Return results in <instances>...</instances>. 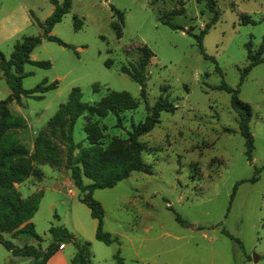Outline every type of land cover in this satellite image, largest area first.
<instances>
[{
  "label": "rangeland",
  "instance_id": "1",
  "mask_svg": "<svg viewBox=\"0 0 264 264\" xmlns=\"http://www.w3.org/2000/svg\"><path fill=\"white\" fill-rule=\"evenodd\" d=\"M182 2L183 12L169 15L177 25L171 28L159 15L179 6L178 0H70L68 10L49 31L67 43L63 45L42 35L41 23L53 9L52 2L0 0L3 56L9 57L15 40L37 35L40 39L29 57L49 62L47 67L24 62L21 86L30 88L42 79L56 81L40 97L21 94L19 103H8L10 112L24 119L25 125L14 133L29 149L34 135L73 86L85 102L111 89L126 90L137 100L134 108L119 113L120 124L110 112L91 116L104 126L103 143L112 135L124 136L130 123L142 120L146 107L158 96L175 105L172 111L160 110L158 122L138 136L145 145L141 158L149 164L150 173L130 171L113 185L92 191L102 207L103 229L115 235L118 243L94 238L95 219L74 185L66 182L67 169L48 163L35 164L41 172L39 180L27 177L18 183L22 196L41 191L30 217L40 240L2 232L4 238L17 246L27 243L43 249L51 239L48 227L59 225L74 240L89 241V264H114L116 248L122 264H143L153 258L171 264H264V50L263 60L251 66L239 82L246 63L245 42L251 41L253 51L264 33V0H215L218 17L201 39L212 59L204 58L194 37L184 31L189 27L197 32L210 11L203 0ZM111 5L122 12L119 36L110 24L117 20ZM241 12L253 22L240 23ZM141 43L152 51L144 68L143 96L140 84L120 70L122 63L136 62ZM221 81L237 88L238 98L249 104L250 160L244 154L229 92L214 87ZM8 92L0 73V98ZM83 122L82 114L75 118L71 136L73 142L87 146ZM58 155L65 158L62 144ZM255 167H259L256 179L248 180ZM54 181L59 184L53 185ZM73 245L64 246L70 257ZM37 261L12 254L0 244V264Z\"/></svg>",
  "mask_w": 264,
  "mask_h": 264
},
{
  "label": "trees",
  "instance_id": "2",
  "mask_svg": "<svg viewBox=\"0 0 264 264\" xmlns=\"http://www.w3.org/2000/svg\"><path fill=\"white\" fill-rule=\"evenodd\" d=\"M49 1L54 6L50 14L41 23L42 35L46 39L67 45L66 42L49 33V31L53 23L58 21L62 14L68 10L70 0H61L59 3L55 0ZM203 1L210 11L209 18L197 32H192L189 27L185 28L184 31L194 37L201 55L204 58L212 59L203 50L201 39L205 31L217 19L218 9L215 0ZM178 2L179 6L172 7L159 15L160 21L171 28H175L177 25L169 20V15L181 13L184 9L182 0H178ZM110 9L117 18V20H112L110 24L114 27L116 36H119L122 12L112 5ZM239 21L240 23H246L253 22V19L247 13L241 12ZM74 24L75 27L78 24V19L75 17ZM39 39L37 35H25L15 40L8 58H5L0 51V73L4 75L9 87V92L3 98H0V244L12 254L31 256L38 260L36 264H42L59 247L60 242L71 241L75 246V252L69 259L70 264H89L86 257L89 241L74 240L72 234L59 225L48 227L51 239L43 249L27 243L17 246L2 236V232H10L11 234H24L40 240V236L33 229L30 217L37 208L41 191L38 189L22 196L15 183H19L29 176L40 179L41 172L35 164L63 165L67 169L69 180L78 191L80 200L87 206L90 216L95 219L94 238L105 244L118 243V238L115 235L103 229L102 207L92 197V191L94 188L113 185L119 179L126 177L130 171L150 173L149 164L141 158V151L145 149V145L139 140L138 136L150 130L158 122V112L160 110L172 111L175 105L161 95L158 96L151 106L146 107L147 112L142 120L130 123V128L126 130L124 136L112 135L103 143L104 133L102 129L104 126H100L95 120H91V116H104L110 112L115 115L117 124H120L121 117L119 113L134 108L137 100L126 90L111 89L107 90L97 100L85 102L80 100L79 88L73 86L69 90L65 101L59 103L45 125L34 135L31 149H29L17 139L14 133L16 128L25 125L24 119L20 115L12 114L8 108V103L10 101L19 103L21 94L40 97L42 91L55 86V80L46 82L45 79L30 88H23L20 84L24 62L42 67L49 65L48 60L29 57V52ZM136 49L138 52L136 62L122 63L120 70L140 84L139 92L143 96L144 68L152 55V51L145 43L139 44ZM245 49L246 63L241 69L239 82L251 66L263 60L264 33L255 50L252 51L249 39L245 42ZM215 68L219 71L217 66ZM214 87L229 92V105L236 112L238 131L243 138L245 147L244 154L246 159L250 160L253 138L248 126L249 104L238 98L237 88H233L223 81L214 85ZM92 88L97 89V85L93 84ZM81 114L84 116L82 129L88 143L87 146H80L79 143L73 142L71 136L72 124L75 118ZM60 144L65 148L64 159L58 155ZM261 166H264V163ZM258 168H254L253 174L247 178L248 180L256 179ZM84 177L88 178L89 181L84 182ZM239 181L234 183L233 188ZM112 256L114 264H122L118 248L115 249Z\"/></svg>",
  "mask_w": 264,
  "mask_h": 264
},
{
  "label": "crops",
  "instance_id": "3",
  "mask_svg": "<svg viewBox=\"0 0 264 264\" xmlns=\"http://www.w3.org/2000/svg\"><path fill=\"white\" fill-rule=\"evenodd\" d=\"M54 167H57V166H54ZM65 174H64V177L66 179V182L68 184H71L70 180H68L67 178V171L65 170L64 171ZM31 177V176H29ZM39 180V179H37ZM53 185H58L59 183L54 181L52 183ZM15 186L17 187L18 189V183H15ZM21 194V193H20ZM94 231V230H93ZM65 243H71L73 245V243L71 241H68V242H62L60 243L61 245H59L58 248H56L45 260L42 264H70V255H67L64 251V246H65ZM74 246V245H73ZM4 260V258H3ZM143 264H171L169 263L168 261H165V259H157V258H153V259H148V261L144 262Z\"/></svg>",
  "mask_w": 264,
  "mask_h": 264
},
{
  "label": "water",
  "instance_id": "4",
  "mask_svg": "<svg viewBox=\"0 0 264 264\" xmlns=\"http://www.w3.org/2000/svg\"><path fill=\"white\" fill-rule=\"evenodd\" d=\"M256 258H257V256L253 254V256H252V260L255 261Z\"/></svg>",
  "mask_w": 264,
  "mask_h": 264
}]
</instances>
